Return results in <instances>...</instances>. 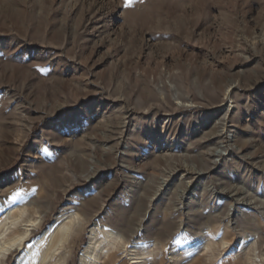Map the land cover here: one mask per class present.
I'll return each instance as SVG.
<instances>
[{
	"label": "rangeland",
	"instance_id": "rangeland-1",
	"mask_svg": "<svg viewBox=\"0 0 264 264\" xmlns=\"http://www.w3.org/2000/svg\"><path fill=\"white\" fill-rule=\"evenodd\" d=\"M4 184L0 208L30 185L44 215L28 244L82 217L64 264L94 224L124 240L108 264H249L252 236L264 254V0H0Z\"/></svg>",
	"mask_w": 264,
	"mask_h": 264
},
{
	"label": "bare ground",
	"instance_id": "bare-ground-1",
	"mask_svg": "<svg viewBox=\"0 0 264 264\" xmlns=\"http://www.w3.org/2000/svg\"><path fill=\"white\" fill-rule=\"evenodd\" d=\"M213 137L214 139H219L215 127L211 126L207 128V132L202 134L201 140L206 143ZM242 138L243 136L237 134L232 135L231 144L234 145L237 150H240L245 144ZM39 161L43 162L42 159ZM177 171L178 169L175 168L173 171L174 174L177 173ZM183 172L185 174H192L193 170H184ZM163 183H166V179ZM191 183L192 182H189L187 187H191ZM3 187L6 189L7 184L1 186L0 189ZM31 187L30 185H22L8 190L5 200L1 201L3 208H0V264H5L7 256L18 250L21 252V256L16 258L14 264H64L62 251L68 244L67 241L71 232L82 225V217L69 209L65 210L61 212L59 216L55 217L53 225L44 230L31 244H28L31 232L40 227L44 216L36 215L34 218H31L29 215L30 212L28 209L30 207L28 208V206L32 200L26 195ZM234 196L232 201L236 204L238 200L237 197ZM242 219L244 221L247 218L243 215ZM255 226L257 227V225ZM261 227H263V229L261 228L259 231H264V224H261ZM109 228L99 227L94 224V227L91 229L87 247H85L84 252L79 258V264H108L116 260L117 251L121 249L120 244L124 240L118 233ZM204 237L205 236H201L197 241L193 242L195 246L203 242ZM243 238H245V236ZM258 238V236H252L248 241L244 242V247L248 249L247 253H249V264H264V254L259 255L258 252ZM211 241H207L204 244L205 250H215V242ZM226 244L228 243L223 241L221 245L223 247V245Z\"/></svg>",
	"mask_w": 264,
	"mask_h": 264
},
{
	"label": "snow or ice",
	"instance_id": "snow-or-ice-1",
	"mask_svg": "<svg viewBox=\"0 0 264 264\" xmlns=\"http://www.w3.org/2000/svg\"><path fill=\"white\" fill-rule=\"evenodd\" d=\"M130 3V0H125V6H128V4ZM18 195V193H17Z\"/></svg>",
	"mask_w": 264,
	"mask_h": 264
}]
</instances>
